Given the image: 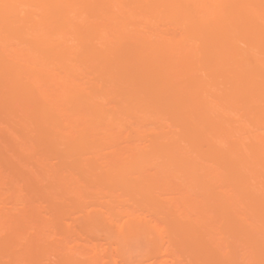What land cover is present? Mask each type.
<instances>
[{"label":"rangeland","instance_id":"obj_1","mask_svg":"<svg viewBox=\"0 0 264 264\" xmlns=\"http://www.w3.org/2000/svg\"><path fill=\"white\" fill-rule=\"evenodd\" d=\"M114 1L112 0V3L114 2L113 3L114 9L118 13L119 12L124 13L125 12L124 10L126 7V6H124L125 4H122V1H124V0H114ZM190 1H192V0H190ZM207 1L206 2L208 4H212L214 2V0H207ZM215 1L217 2L218 0H215ZM230 1H232V0H229V2ZM124 3H126V2H124ZM120 6L124 7L123 8L124 10H122V8ZM25 7H27V8H25ZM25 7L23 6V8L28 9L27 5H25ZM33 8H31V9H33ZM241 8L238 9L239 13L237 11H236L237 13L236 12L233 13L234 17L238 16V18H240L239 16L242 17L244 14H246V11L244 9V8H246V5L243 7L242 10H241ZM22 9H21V14L26 16L27 15L26 13H28V12H26L25 9L24 10H22ZM35 9L36 8H34V10ZM96 9L94 7L93 11H95ZM37 10L38 9H36V11ZM246 10H247V8H246ZM39 12L40 11L38 10V12H35V13L40 14ZM243 12H244V14H243ZM35 13H33V14H35ZM36 16L38 17V15H36ZM13 18H14L13 15H11L10 21H12ZM0 20H1V18H0ZM10 21H7V23ZM157 21L158 20L154 21L156 24L151 23L152 25L155 24V27H152V25L150 26V27H152V30L150 29V27H149V29H147V28L144 29V27H146L147 25L146 24L143 25V21H142V25L140 24L138 26V29L141 30V34L143 31L145 32V33L143 32V35L150 34V35H148L150 38H151L152 34H155V36H159L158 38H160V37L164 38L165 36H166L165 38H167L169 36L168 38L170 39L171 38L170 36H172L174 34V37L172 36V39L177 40L179 42V44H181V47L183 46L182 48H184V45L187 42L189 43V41H190V45H192V43H194L195 41H197V43L200 42V39L197 38L198 37V35H197V36H192L193 37L192 42H191V39L187 38L188 40H186V41L184 39V45H182V43H180V42H182L183 40L179 41V39H182V37L181 36L178 37L177 35L179 33H180V35L184 33L183 32V27H184L183 25H182L183 27H181L180 25L177 24L178 27L176 28L175 27V26H177L176 24L168 23V22L167 23L166 22H159V24H157ZM86 23L88 25V22L85 21L84 24H86ZM163 23H165V24L163 25ZM9 24L10 23H8L7 25H9ZM84 24H83V26H84ZM170 24H173V26ZM86 27L87 26H85L84 29H81V31L84 32ZM173 29H174V32H172ZM176 29H177V31H175ZM16 32H19V31H16ZM20 32H22V31H20ZM20 32L18 33V36L15 33L10 35L11 37L13 36V38H15V36H17V38H19L21 36L20 37V38H22L21 40H19L17 38H16V40H14L13 38H11L14 41H16V43L18 41L24 42L23 40H26L24 38L25 36L23 37L22 33H21L22 35H20ZM171 32L173 34H171ZM176 33H177V35H176L177 39L175 37ZM241 33L242 32L240 31L239 34H237V35H239L238 37H240V35H241V37L243 36V34H241ZM153 36L154 35H152L153 39L157 38V37H153ZM185 36H186V31H185L184 37ZM70 37H73V38L68 37L71 40V41L67 40L69 42V45L73 48L75 47V49L78 50V52H76V50H75L76 53H74V50L72 48L73 53L74 54L79 53V54L75 55L76 57L72 54L73 56H71V58H70L71 60H69V62H68V64H69L68 66L69 67L73 66L71 68H74V71H72L71 68H69L71 70V73L73 72L72 73L73 76H72L71 81L69 80L68 83H66L65 81L67 80V78H65L66 79L65 80L63 77H67V75L64 76V74H63L64 72L62 74L60 72H58L60 74L56 73L57 76L58 75L61 76L64 80L62 78H61L62 79L61 80L59 77H56V79H58V82L56 80L55 84L60 83V84L68 85L70 87L71 86L74 87V85H76L75 87H78V88L80 86V87H82V88H79L80 91L83 88L85 91L83 90L82 91L83 93L82 92H78V93H79L80 97H82V95H83L84 98H85L86 91L88 90V93L86 96L87 100L84 102V104L86 103L85 106L89 104L91 107H88V106H86V107H88V109L91 108L90 113L91 114L93 113L94 115H96L95 113H97L96 109L94 107H96L97 109L98 108L100 109L101 107L103 109L105 108L102 111L99 110V112H98L99 115L103 111L104 112L110 111V113H108V114H107V112H105L107 114V116L104 113V115L102 114V117L99 118V119H102L104 117L103 118L104 120H107V119L108 120L106 122L105 121L103 122V119L100 120L99 121L100 125H98V127L95 126L97 128H93L91 126V123H90L92 120H91V114L89 113V110L86 108L82 109V106H79V107L77 106V105H79L78 102L81 99H79V97L73 96L74 99H76V98L79 99V101L76 100L78 102H77L76 107H74L75 105L73 104V101L76 104L75 100L72 99L71 96L70 97L66 96V93H65V94H63L65 97H63V95H62L61 99H64V98L66 99V97H68L67 101L70 100V102L69 101L68 102L71 103V104L67 103L68 108H72V109L76 108L77 110L79 109L78 111L81 113V115L76 110H74V112L76 111L77 114L72 113L71 109H69L70 113H68L69 110H65L66 109L65 107H67V104L65 103L66 100H64V102L61 100V107H60V110H58L61 113L59 112V114L55 115L54 113H57L58 111L57 112L53 111L54 112L53 114L55 115L54 116L55 119L53 118V121H54L53 126H55V124L58 123V125H61V127L66 128V124L69 123V127H70V124L72 127L73 122L76 121L75 117H78L77 118L78 122H76L78 127L76 125L77 128L74 130H75V132H77L76 130L79 131L78 134H76L79 136L78 137L79 140L77 138L75 139V137L74 138L72 137L70 142L65 144L64 146H63V144L62 145L58 144L59 142L56 140L57 138L55 139L54 137L56 134H58V131H61L63 128L61 130H57V128L58 129H60V128L57 127V124H56V127L54 128V131H53L52 130L53 127L50 126L52 124H50V123L47 124L46 121L44 120V117H43L44 113L42 112L41 109H40V111H36L38 109L37 108L35 109V107H33V105L26 106V105H22L21 103H17L14 101H10V99H7L8 95L13 94V92H15L17 90V87L21 83L18 85L15 83L17 80L14 81L12 79L14 81V83H12V84L18 85V86H15V85H12L11 82L9 83V81H6L8 76H7V78L3 79V77H4V76L2 77L3 74L5 75V74L9 73V77H11V75H10L11 64H9L7 62L5 63V61H7L6 60L7 58L2 56L3 58H1V60H0V63L2 65V66L0 65V69H1L0 70V74H1L0 80L2 79L3 83H2V81L0 82V88L4 89L2 93L5 95H7L6 90L8 91V93H10L6 97H4L5 96L4 95L3 96L4 98L3 97L2 98L4 99V101L6 99L7 101H5V102L7 104L8 103L11 104V106H13L12 107L13 109H11V106L9 105L10 106L9 108L11 110L10 109L7 110L8 105L6 106L5 102L0 97V219H1L0 220V264H227V261L232 262V264H234V263L235 264H241L242 260L244 261V258L247 259V256L245 257V255L248 254V253L245 254L247 247H250V249L253 248L252 249L253 251L251 250L252 253L255 252V249L257 246L259 247V245H257V243H255L257 240L255 241V239L254 240L252 239L255 237H253V236L251 237V235H249L248 232H246L248 235L245 234V230L243 228L244 225H242V224H245L247 222L246 225H248L250 223L252 226H254L255 223H253V221L256 222L254 219H257L259 217L252 219L251 216H253L252 214H254L255 212H256V214H255L256 216L263 215V214H259V213H261L260 211H263V213H264V209H263L264 206L262 208V205H264V201L260 202V200H259L257 202L255 200L260 205L258 204L257 207L256 206L253 207L254 200H253V202H251V200H252V197L253 198H256V197H254V195H252V193H250L252 196H249V195H246V194H248L249 191H246V194L244 193L246 195L245 196L241 191V193L245 197L244 196L240 197L242 195H240L241 193L238 192V191H240V189L237 188V186H239V185H237L239 182H236L237 178H235L236 173L238 171V170H236L237 169L236 165H235L234 161H232L230 159V157L227 153V150H228L227 148H226L227 150H225L227 155H225L223 152H222L223 154H221L219 149H223V148H221V146L225 145V144L227 145V143L231 144V145L228 144L229 145V147L227 146L228 148H230L232 146H237V145L238 146L239 145L244 146V144H245L244 142H246V141H248V143L251 141L250 143H252V145H255V144H257L256 141L259 137L264 138V121L262 120L263 121L262 124H260V122L258 121L263 116L257 115V117H259V118H257L256 115L254 114L255 112H251L252 115L251 114L249 115L250 112L246 111L247 108L244 107V106H246V103L248 102L247 101L245 103V101L247 99L250 100V98L244 99L245 97H247V95L250 94L249 93L250 90L248 91V89L243 91V88L246 87L245 78L243 77L242 80L240 79V81L242 83L239 82V84H238L236 82H233V81H239L238 79L240 78V76L242 77L243 74L240 75L239 77H235L239 74L234 72V71H228L227 70V72H232L233 75L228 73V75H230V76H228V78L232 79V80L231 81L228 80L229 82L226 81L228 79V78H225L227 75V74H225L226 69H225V71L222 69L223 70L222 72H224L223 74L220 70L218 71V70L214 69L213 64L211 63L212 62L211 57H210V61H211L210 62V61H208V59H209L208 56H207L208 59L205 57L208 54L203 55L202 52L200 53L202 46H199L200 50L198 48L197 51L199 53L198 52L197 53L200 55L195 54L196 56H193L192 68H190L188 71L185 72L186 74L184 76H182L183 77L182 79H179L186 86L188 83H191V84H189V86L191 88L193 87V90L196 88L195 86L198 85L197 84L198 82L195 83L194 81H199L200 79H202L204 82L207 83L206 84L207 88H205V90L203 88L202 89L200 88V90L205 91L204 94L201 93V95H200L199 92H202V91L198 90L199 87H197L198 89H196V91L198 90V92L195 96L196 98L193 99V101H192L193 103L190 102V105L192 107V108H190V111L194 112V110H195V113L196 112L198 113V112H200L199 110L204 109L206 112L211 113L212 109H213L214 112L219 111L218 113H215L216 116H217V114H222L224 119L220 115L221 119H219V120H221V121H219V123L216 125V127L212 128L210 130L211 133H209V136H211L213 133L214 134H216V133L220 134L219 136L223 139V140L221 139L222 141H224L225 139L228 141V142L224 141L225 144H221L222 142H220V146H218V148L219 147L220 148L218 149L215 147L216 143L211 144V143H209V142H211V140L210 141L208 140V142L206 141V138H209V137L204 136V137H202L203 138V140H202L199 138L202 136L201 134L198 135L199 137L196 135L200 139L199 140L198 138H196L194 136L195 134L193 135L194 129H192V128H194V126L192 127L191 123H189V122L186 123L185 120L183 121V119H184L183 115H182V113H180V112H183L181 110V109H183V107L181 105L180 106L182 108L178 106L179 108H181L179 111V109H177L178 107L175 106L178 104L177 103L175 104L173 102V99L171 102L172 104L169 103L171 100L169 98L165 97V95L163 93H162L163 96L161 95V92L163 89L161 90V87L159 85H157L156 87H155L156 84L153 85V82L157 81V80L151 81V79H150L151 77L155 78L154 76H156V75H153V76L151 75L153 73V71L151 73H149V72L148 73L143 72L144 74L142 73V71H150V68L152 67L151 65H153V64H151L149 66V63H151L152 60L148 59L150 61L148 63V62H146L148 60L147 59L145 60V58H143L142 60L144 61V64H147V66H145L143 64V61L141 60L142 57L137 56L138 50L136 51L135 48H136V46L138 47V44L136 45L135 40H131L130 38L127 40H124V41L122 40L121 42L118 43V45L120 47L116 44L117 42L115 43L116 47L118 49H120L121 52L124 50L122 52L123 54L120 52L122 56H118L119 58L116 56L118 59L121 60V61H119L120 63H122V64H124V62L127 63L129 61L128 58L130 57L128 55H131L130 53H132L133 55H131L132 57H130L131 59L129 61V64L127 63L125 67H123L125 64L121 65L119 67L118 64H120V63L117 62L118 60H116L117 58L115 57V55H116L115 54L114 55L115 59L113 58V60L115 62L113 61L114 63L112 66V68H113L112 75L115 76L117 74V72H115V71H119V70H117V68L118 69L123 68L121 70L127 71L129 68L132 67V64L134 62L139 63L138 57H141L140 58L141 63H139V65L141 67H142V65H144V67L141 69V67H139L138 63H136V64L134 63V65H138V67L140 68L142 77H141V74L139 73L140 72L139 68L133 65V68L130 69V73H132L131 77H129L130 74L127 75V77H129V78H126V76L124 77L123 75L125 73L121 77V75H120L121 71L118 72L117 81L115 80L116 76L115 77L111 76L114 78L113 83L115 82L114 83L115 86L111 87L112 88L111 89L110 86L108 85V87H109L108 90L104 92V90L107 89V87H104V86H106L107 84H110V83H111V85H113L112 82L111 81H110V83L107 82L109 78H107L106 76L104 77L105 79H103V77L100 74H96V73L94 74V71L95 72H98V71L95 70L96 68L94 67V65L92 63L93 61L90 62L91 60H89V58L88 59L85 58L86 55L84 56V54H86V52L87 53L89 52V49L86 48L87 49V51H86L85 47H83L84 49L82 50V52L84 50L86 52L85 53L83 52V55H81L82 53L80 52V49H79V46H80L78 43L79 41H76L74 39V38H76V36L72 34V35H70ZM195 37H196V40H195ZM13 40H11V42ZM14 41L12 42L13 44H14ZM127 41H131L133 43V45H131L132 43H129ZM11 42L9 41V44ZM21 42L19 44H22ZM120 43H126L127 44V46L125 44L126 48L130 49V50H127L124 46H121L123 44L120 45ZM9 44H7V45H9ZM73 44L75 46H73ZM195 44L193 45V47H196L197 44L196 45ZM199 44H201V43H198V45ZM10 45H9V47H11ZM14 45H16V44H14ZM14 45H13V48L11 47V49H12L11 52L9 50V53H12V51H15V50H13L14 48L19 47V45H17V46H14ZM23 45H20V48H21V46H22V48H25V47H23ZM128 45H130L131 47L135 45L134 50L132 49L133 50L132 52H130L131 47L130 46L128 47ZM85 46H87V45H85ZM186 46L188 47V44L185 45V48H186ZM245 46H246V44H245ZM116 47H114L115 50H118V49H116ZM121 48H123V50H121ZM239 48H241V47H239ZM245 49H247V48H245ZM115 50H112L113 52H111V55H112V53H115ZM126 50L128 51V54L125 53V52H127ZM243 51H245V50H243ZM118 52H119V50H118ZM133 52H135V53H133ZM2 54H4V56H7V55H5V54H7V52L2 53ZM201 54L203 57L201 56ZM111 55H110V57H113V55L112 56ZM125 55L127 56L126 59L124 58ZM134 55H135V58L137 56V58H138V59L136 58L137 60L135 58L133 59ZM21 57H23V56H21ZM194 58L196 60H194ZM24 59L25 58H23V60ZM85 59H87V60H85ZM122 59H124L123 60L124 62L122 61ZM132 59L134 60L133 63H131ZM23 60L21 61V58H20L21 62H23ZM77 60H79V63L81 64V66L79 64H77V68H76V65L73 64V61L75 63L76 62L78 63ZM125 60H127V61H125ZM194 61H196V63H199L201 61L199 64L204 65V66L202 65L203 69L205 68V66L208 68V69H206L207 71L205 72V74H204V70L202 71V69H201L202 73H200L201 71L200 72L198 71V69L201 66H199V64L194 63ZM207 61L209 63H207ZM116 62L118 63L117 64L118 66L116 65ZM251 62H252V66L255 67L256 62L254 60L253 61L251 60ZM82 63L85 65L87 64V67L82 65ZM206 63L208 64V66L206 65ZM3 64H5V66H3ZM7 64H9L10 67ZM127 65H129V66L131 65V67H129ZM196 65H198L199 68H196L195 67ZM89 66L90 67L92 66L91 67L92 69ZM6 67L10 68V70L8 71V69H6ZM115 67H117V68H115ZM126 67H127V69H125ZM135 68H136V70H135ZM194 68H196V69H194ZM47 69L51 70V74H52L54 71H56L54 69H57L56 63L54 64V66L49 65V66L45 67L44 72L45 73L47 72V74H48V72H50V71H48ZM58 70L61 71L62 68L60 69V67H59ZM189 72H193V73L190 74ZM198 72L201 75L198 74ZM219 72H221V73H219ZM71 73H70V76H71ZM156 73H157V71L156 72L154 71V74H156ZM133 74H136V76L138 74H140L137 77V80L134 79L135 75L133 76ZM147 74L151 75L150 78L148 77ZM98 75H100L101 78ZM70 76H69V78H70ZM132 76H133V79H132ZM187 76H189V77H187ZM199 76H201V78ZM207 76L208 77L210 76V78H208ZM146 78H148V79H146ZM198 78H200V79H198ZM206 78L211 79L212 81L211 80L208 81ZM111 79L112 78H110L109 80H111ZM126 79H131V80L127 81ZM138 79L141 81V83ZM141 79H144V80L146 79L145 82H147V84L146 83L145 84L148 86V88L145 84H143L144 80H141ZM243 79H244V81H243ZM134 80L137 82L139 81L138 84L139 83L140 84L138 85L137 82H135ZM262 80H264V79H262ZM72 81L75 84L71 83ZM131 81H132L134 86L132 85ZM129 82H130V85H128V84L126 85V83H129ZM150 82H151V85H150ZM192 82H194L193 83L194 85L192 84ZM231 82L236 84L235 85L236 88L238 86V89H236V90H239V92L242 90L241 91V93H243L242 98L244 97L243 100H245V101H243L245 103L243 107H242L243 103H242V101H240L242 99L239 98L241 96V94L240 95H238L239 93L237 94L239 97L236 95V97L239 98V100H236L237 99L236 97L234 98L235 102H236V106H238V107L235 106L234 102H230V99L232 97L226 98V94L228 92H229V94L230 93L233 94V92H235L234 84L232 83L234 87L230 86ZM1 83L3 84V86H5L4 88L1 86L2 85ZM17 83H19V82H17ZM105 83H107V84H105ZM116 83H118L119 85ZM228 83H229V85H228ZM195 84H197V85H195ZM99 85L101 87L103 86L104 90H101L103 88L99 87ZM140 85H142V87H143L142 89H144L143 92L145 93V95L143 94V92H141V94H140V89H141ZM116 86L118 88H115ZM119 86H121V87H119ZM202 86H203V84H202ZM240 86H241V89H240ZM242 86H243V88H242ZM93 87H95V89H93ZM157 87L160 89L158 90ZM96 88L98 89V91H103L104 93L102 95L106 94V96H103V97H102V95L100 96L99 95L100 92L96 91ZM124 88H129L130 91L127 89V92L128 91L132 92L133 89H130V88H134L132 94L135 96H133V95H131V96H133V98L138 97V99L140 97H142L141 99L144 98V102L142 103V105L145 104L146 99H147V101H149V103L151 102L153 104V105H151V103L149 104V107L152 106L151 109H149V107L147 108L146 105H145V107L147 108V110L149 109L148 111H152V112H148L146 109H145L146 112H145V110L139 111V106H141V105H139V104H136V105L133 104L132 105V103L130 101L132 99V97H130V98L127 97V100H126L125 99L126 97L125 98L123 97V95H125V93H126V89H124ZM137 88H138L137 92H139V93L136 94L135 92H136ZM152 89H156V90L154 91ZM230 89H232V90H230ZM121 90L124 91V94H123V91L121 92ZM151 90L153 92H151ZM246 91H248V92H246ZM94 92L97 93V95H99V96H97L99 99L96 97V94ZM129 92L127 94H130ZM157 92H160V94ZM251 92H253V90ZM151 93L157 95L158 101H156V99L154 98V102H152L153 101V99H152L153 95ZM245 93L246 94L249 93V94H247L245 96L244 95ZM90 94H93L95 98H92L91 97L92 95L90 96ZM202 95L205 96L204 99L208 98V99H206V101H210L208 103L209 105L206 103L203 104L204 99H203ZM233 95H230V96H233ZM250 95H253V93H251ZM254 95L255 96L258 95V92L257 93L255 92ZM0 96H1V91H0ZM146 96H147V98H146ZM230 96H228V97H230ZM253 96H251V97H253ZM88 97H90L91 99H89ZM9 98H10V96H9ZM123 98L125 99V101H123ZM136 98H135V100H136ZM148 98H149V100H148ZM93 99H94V101H96V103H94ZM141 99H140V101H143ZM71 100H73V101H71ZM132 100H134V99H132ZM227 100H229V101H227ZM97 101H99L100 103ZM128 101L130 104H128ZM140 101H139V103H140ZM155 101H156V103H155ZM159 101L162 102V105H164V107L163 106L160 107L161 102H159ZM239 101L241 102L240 104H239ZM62 102H63V105L66 104L65 107H63ZM125 102L127 103L126 105H125ZM134 102L135 101H133V103ZM163 102H165V103H163ZM215 102H216V104H215ZM123 103H124V106H123ZM218 103H219V105H218ZM80 104H83V103H80ZM93 104H95V106H93ZM156 104H158V105H156ZM210 104H211L212 108H211ZM214 104H215V107L217 109L221 106L220 107L221 109L219 108L218 111H216L217 109H215ZM97 105H98V107H97ZM130 105L132 108H134V109L131 108L132 111H135V109H137L136 111H138V112L144 111L145 113L142 112L143 114H146L144 116V118H140L141 115L139 113V115L137 114V118L139 117L140 119L138 118L136 120V118H135L136 115H132L133 119L130 118V116L129 117L127 116V118H129L130 121L128 119H126L127 120L126 121L125 120L126 115H129L132 111H128V113H127L126 110H125L126 112L125 111L123 112V110L125 109L126 106H128V107H126L127 109L130 108ZM137 105H139V106H137ZM217 105H218V107H217ZM224 105L226 107L228 106L227 107L228 109ZM158 106L160 108H158V109L155 108ZM173 106H175V107H173ZM206 106H208L210 109ZM229 106H230V109H229ZM24 107H26V110H29V112H27ZM142 107L144 108V106H142ZM166 107L169 109V111ZM92 108H94V110ZM143 108H141V109H143ZM153 108H155L154 111L152 110ZM224 108H225V110H224ZM80 109H82V110H80ZM191 109H193V110H191ZM207 109L209 111H207ZM248 109H250V108H248ZM13 110H15V111H13ZM237 110H239V112ZM8 111H10L9 113H12V114H9ZM111 111H113V112L111 113ZM220 111H221V113H220ZM252 111H254V110H252ZM17 112L23 113V118H21V120H18V119H20L21 116L19 117L18 116L19 114ZM40 112H42L43 115H41ZM117 112H118V114H117ZM157 112H159V113H157ZM214 112H212V113H214ZM21 113H20V115H22ZM115 113L117 115H115ZM119 113L120 114H123V113L126 114V115H124V114L122 115V117L124 119L122 117H120L121 115L118 116ZM134 113H136V112H134ZM147 113H149L150 115L148 114V116H147ZM152 113H154V114H152ZM225 113H226V115H225ZM13 114L15 116H13ZM66 114H69V115H66ZM112 114L114 115V117ZM157 114H161V115H157ZM253 114L255 115V117L253 116ZM181 115H182L183 119L180 118ZM72 116H75V117L73 118ZM79 116H81L80 117L81 121H79ZM105 116L107 118H105ZM108 116H109V118H108ZM116 116H118L119 118ZM97 117H98V114H97ZM97 117L96 118L94 117L95 120L98 119ZM146 117H147V119L144 120ZM217 117L219 118V116H217ZM228 117H230V118L228 119ZM68 118H70V120ZM82 118L84 121L82 120ZM134 118L136 121H134ZM157 118H158V120H156ZM162 118H163V120H162ZM178 118H180L179 122H178ZM243 118H245V119H243ZM66 119H67V121H66ZM71 119L72 120L74 119L73 122L71 121ZM89 119L91 121H89ZM110 119H111V121H109ZM120 119H122V120H120ZM263 119H264V117H263ZM61 120H63V121H61ZM123 120H125L126 122ZM138 120L140 123L138 122ZM227 120H228V122H230L234 126L236 125L235 127L237 130L240 126H242L241 127L242 131H240L241 134L239 132H236L237 131L236 129H235L236 130L235 132L237 134H235V132L233 131L235 127L234 126L230 127L229 123L226 124ZM253 120H255V123L259 122V124L256 125ZM15 121H17V123H15ZM70 121L72 123H70ZM181 121H183V122H181ZM34 122L37 124H34ZM65 122H66V124H64ZM82 122H83V124H82ZM97 122H98V120H97ZM220 122H221V124H220ZM60 123H62V124H60ZM93 123H95V122H93ZM101 123H102V125H101ZM224 123L226 124L227 127L229 126V128L231 130L233 129L232 130L233 133H231V130L229 128H227L225 125H223ZM74 124H75V122H74ZM219 124H220V126H219ZM32 125L33 126L36 125V126H34L33 129H31ZM111 125H112V127H110ZM74 126L75 125H73V127ZM90 126L94 130L97 129V131H96L98 133L97 135H99L98 136L99 138L101 137L100 139L103 138L102 139L103 143L100 142V139H98V137L95 136L96 134L91 135V136H94L96 138H94V137L91 138L89 136V133L92 130ZM186 126H188V128ZM189 126L191 128H189ZM73 127L71 129H73ZM87 127H89V129H91V130L88 131ZM219 127H221V128H219ZM110 128H113L114 130L113 129L110 130ZM159 128L163 132L160 131ZM243 128H245V129H243ZM68 129H67V132L69 131L71 134L72 133L75 134L74 130H71V129L68 130ZM112 130L116 133V135H115V133L111 134ZM115 130H117L118 132H116ZM171 130H173L172 134L174 137L178 135V137L176 139H174V143L177 140H179L180 138H181V140H180L181 144H182V141H184V143H183L184 147L183 148L185 149V152L180 151V155L182 157H184V155L186 154L185 158L187 157V154H188V156H190L187 159H185V161H184L185 167L184 166L183 167L187 168V167L191 166L192 167L191 168L192 173H191L190 169L188 171H186L187 173L190 171L189 174H187L186 172L183 173V170H185V169H183L180 172V170L182 168L180 167V170H178L179 167L176 168L178 165V164L175 165V163H177L176 161H174L175 163L172 164L173 166L174 165L175 166L170 167L168 164H165L166 161L163 162L164 161V160H162L163 157L161 159L159 158L160 148H161V146H159V143L161 145V142H163L164 139L166 140V138H168V139L170 138V137H168V135L170 134L169 132H171ZM30 131H34V132H31V133H33V135L30 134ZM64 131H65L64 133H66L65 129H64ZM167 131L169 134L167 133ZM52 132L55 134H53ZM62 132H63V130H62ZM177 132H178V134H177ZM160 133L162 134V136H164V133L165 134L167 133L168 135L166 134L167 137L163 138V141H161V142L159 140V143H157V140L154 141V138L155 139H156V137H157V139H158V137L160 138L161 137ZM198 133H196V134H198ZM23 134L25 136H22ZM74 134H72V136H74ZM191 135H193L195 138ZM236 135H238V136H236ZM33 136L37 139H33ZM252 136H254V137H252ZM52 137H53V139H50ZM192 138H194V139H192ZM204 138H205V141H204ZM243 138L245 140L247 138L248 139L246 141L243 140V142H241L240 140ZM253 138H254V140L257 138L256 141H253ZM75 140H77V141H75ZM94 140H95V142H98L96 144V145H98V148H99L98 151H97V149H98L97 147L96 148H95V146L93 147V141ZM190 140H192V141L195 140V141L192 142ZM260 140L262 143H264L263 142L264 139L263 140L260 139ZM89 141H92V142L90 143ZM239 141H240V144H239ZM77 143H78V145H76ZM155 143H157V144H155ZM165 143L166 142L164 141L162 145L165 146L166 145ZM169 143H171V145L174 144V143H172V141L171 142L169 141ZM194 143H196V146L198 147V149H197V147H194L195 146ZM258 143H260V142H258ZM102 144H103V146H102ZM202 144H203V146H202ZM232 144H235V145H232ZM246 144H247V142H246ZM60 145H61V147H60ZM157 145L159 146V148L157 147ZM212 145H214V146H212ZM217 145H218V142H217ZM180 146H179V148L181 149ZM250 146L251 145L249 144L246 147L248 148ZM76 148H79V149H76ZM174 148H178L177 143H176V145H174ZM251 148H252V146H251ZM61 149L63 150L62 152H61ZM82 149L85 151L83 152ZM152 149L159 150V154H157L158 153V151H157L156 152L157 155L154 156L156 158L153 157L154 153H152L153 152V151H151ZM184 149H182V150H184ZM161 150H163V149L161 148ZM221 151H223V150H221ZM162 152H164V151H162ZM78 153H79V155H78ZM84 153H87V154H84ZM148 153L149 154L152 153V155L148 156ZM212 153L214 154V156L212 155ZM83 154H84V158H85V155H86V157H88V158H86V160H88V163H86V160L81 157V156H83ZM113 154H115V156H113ZM119 154L122 156V159L125 158L124 159L125 164H127V162H128V164H127L129 166L128 169H127V165H126V167H122L121 170H118L116 174L114 171H109L107 169L105 170L104 168H106V167L104 165L107 164V161L109 162V160L111 158L112 159L114 158L116 160L119 158L120 162H121L122 159L120 157H117V156H119ZM161 155L162 156L164 155V157H165V154H160V156ZM151 156H152V158H150ZM167 158H168V156H167ZM169 158L167 159L168 161L170 160ZM171 158H174V157L171 156ZM215 158H219V159H215ZM225 158L226 159L228 158V161ZM112 159H111V161L114 160V159L113 160ZM155 159H157L161 163L160 164L161 166L165 164V168L170 167V169L169 168L167 170H165V168L162 169L161 166H159V164H158L159 162L156 161ZM189 159H191V162ZM124 160L122 161V163L124 162ZM196 160H197L198 165L193 164V162L196 163ZM218 160H220V161H218ZM117 161H119V160H117ZM172 161L173 160L171 159V162ZM182 162H180L181 165H182ZM229 162H230V165H229ZM260 163H261V161H260ZM88 165L89 166L91 165V166L89 167ZM170 165H171V163H170ZM262 165H263V169H264V162L262 163ZM193 166H194V168H193ZM195 166L198 167L197 169L199 171L195 170L196 169ZM129 169H130V171H129ZM233 169L236 172H232ZM122 170H123V172H122ZM194 170H195V173L193 174ZM207 170H208V172L206 173ZM211 170H214V173ZM258 170H259V168H258ZM260 170L258 172H260ZM99 172H100V174H99ZM109 172H111V173H109ZM112 172H114V173L112 174ZM211 172H212V175H211L212 177L208 176L211 179H209V178L207 179L210 181L206 182V183H209L208 185H206L204 182V177H205L204 175H205V173H206V175L208 173L211 174ZM214 174H216V176ZM217 175H219V176H217ZM220 175L224 176V178L222 177V179H221ZM260 175H261L260 179L262 180L264 176L262 174H260ZM214 176L216 177V179L214 178ZM217 177H219V180H217L218 179ZM233 177L235 178V180L233 179ZM206 178H207V176H206ZM220 179H221V181H220ZM260 179H258L259 180L258 183H260ZM255 180L253 182H255ZM263 180L261 181V184L263 183ZM256 182H257V180H256ZM235 183H237V184L235 185ZM131 184H132V186H131ZM204 185L206 187L208 186V188H205L206 190L204 189ZM209 186L211 187L210 189H209ZM258 186L260 187L261 185H258ZM233 188H234V190H231ZM239 188H240V186H239ZM262 188L264 189V187H262ZM222 190H225L226 192H224ZM235 190H236V193L240 195L239 197L236 193H234ZM242 190L245 191L243 188H242ZM205 191L209 192V193L205 194ZM227 192L231 195L230 199L235 200V198H236L237 200L240 199L242 202L244 200H246L245 202H247V201L249 202V203H246L247 204L246 206H245V203H242V204H244L242 207V205L239 204L240 201L238 200L239 201L238 202L235 200L237 206L241 205V208L242 209L244 208V210L241 209L242 211L245 212V210H246L245 216H247V215L249 216V214H250L249 217L253 221H251V219L249 218V220L245 222V220H247V218H248V216H247V218L244 219L245 213H243V215H239L240 213L236 214V210L234 209L235 207L231 206L233 204V201L228 200V201H231L232 203H229L228 201H226V197L229 195L228 194L227 196H225V193H227ZM211 195H213V196H211ZM223 198L225 201L223 200ZM227 199H229V197ZM161 201L163 202V204ZM197 201L200 202V204H198ZM235 201H234V203H235ZM194 202H197V204H195ZM221 202H223V204ZM224 202H227L231 205H229L227 203L225 204ZM192 203H194L193 206H192ZM250 203H253V204L250 205ZM164 204H165V206H164ZM234 206H235V204H234ZM259 206H261V207H259ZM245 207L246 208L250 207V209L249 208L245 209ZM194 208H197V209L199 208V209L197 211V209H194ZM252 208H254V210ZM258 208H260V209H258ZM236 209H237V211L239 210L238 207H236ZM199 210H200V214H199ZM227 210L228 211L231 210L232 212L229 213ZM249 210L250 211L253 210V212L252 211L250 212ZM172 211L176 215L179 214L178 216H180V218H182V219L184 218V220H182V222L179 219L174 220L175 223L177 221V223H176L177 225L182 223L181 226L183 227V224L185 223L184 222L185 219L186 218L188 219V221L186 219L187 224L186 223L184 224V227L182 228V230L185 227L188 228V226H190V225L191 226L189 227L188 230L191 232H192L191 229L194 228L193 226H195V227L197 226L196 228L202 230V231L201 230L199 231L198 229H196V231L200 232V234H199V232H197L198 240L195 237H194V240H192L191 237H193V236H191V235H193V234H190V233L188 234L186 229H184L182 231L180 229V227L178 229H180V231H182V234L179 231L180 236H178V234L175 230L176 224L172 225V224H174V222L171 223L172 222L171 221L172 216L173 217L175 216V214L171 215ZM219 211H220V213H218ZM242 211H240V212L242 213ZM197 213H198V215H197ZM227 213H229V215ZM231 213H232V217L230 216ZM204 215H206V216L203 217ZM216 216L220 217L221 223H223L222 225L218 221H217V223H214L216 221L215 219L218 220V218H219V217L216 218ZM175 218H179V217L176 216V217H174V219ZM207 218H208V222L210 220V224H205L207 222L206 221ZM213 218H214V220H213ZM262 218H264V217H262ZM224 219H226V220H224ZM259 219L261 220L262 225L259 223H256V224H259L262 227L264 225V221L261 219V217ZM195 220H196L197 224H196ZM199 220H201V221H199ZM203 220H205V221H203ZM260 220L257 219V221H259V222H260ZM192 221H194L196 225L193 224L194 222H192ZM129 223H134L135 225L143 226V228L145 227V229L148 230V233L146 234L145 244H144L145 248L143 247L142 252H140V254H138V255L136 254L133 258H128V256H126V253L124 252L122 245L119 243V241H117L114 238L116 235L118 236V234L120 232H122L125 229V227H127V225H129ZM220 226H223V228ZM255 226H258V225H255ZM204 227L207 229L209 228V232H211L214 236H212L211 233H209V234H211V236H207L205 234L206 231H204V230H206V229ZM261 227L259 226L258 228L261 229ZM212 228H214V230ZM231 228H232V230H231ZM234 228L236 231L238 230V233L234 230ZM242 229L244 230V233L242 232L243 231ZM185 230H186V234L184 233ZM193 230H195V229H193ZM233 230L236 232V234H238V237L235 234V232H232ZM262 230H263V228H262ZM229 231H231V232L229 233ZM203 232H204V234H202V235H204V236L201 235V233H203ZM207 232H208V230H207ZM149 233H150V235H149ZM262 233H263V231H262ZM184 234H185V236H184ZM181 235H183V236H181ZM194 235H196V232ZM228 235H229V237H228ZM188 236L190 237V239H188ZM232 236L234 238L237 237L236 239L231 238L232 240H234V242L231 239L228 240V238H230ZM181 237L183 238V240L180 239ZM201 237H205L206 241H205V239L203 240V238H201ZM210 237H212V239H215V237L217 239H219L218 243L221 242V245L224 246L223 249L226 247H229V246H230L229 248H231V249L233 246V249H234V248H236L235 246H237L236 244H238L239 247H240V245H242V248H240V249L237 248L238 251L242 255H240L237 250H234L233 252L237 251L238 255H237V252H236V254L232 253V251H231V253L229 252L230 254L228 252H226V253H224L226 256L223 254L226 258L224 257L222 260L223 256H221V253L223 252V250L221 252L220 248H218V250H219L218 251L216 248L217 242H215L216 244H214L213 240ZM207 239H208V241H207ZM217 239H216V241H217ZM195 240L196 241H202V242L201 243L196 242ZM209 240L213 243V245L211 242L209 243ZM236 240H238V241H236ZM190 241H191V243H190ZM235 241H236V243H235ZM251 242L255 243V244L252 243L253 244L252 248H251V245L250 246L245 245V244H249V243L251 244ZM244 245H245V247H244ZM255 245H256V247H254ZM243 247L246 249H244ZM260 248L261 247H259V250H261ZM228 249H224V250H228ZM250 249H247V251L249 250V252H250ZM240 250L243 252L245 251V252L243 253ZM262 250H264V247L262 248ZM215 252H216V254H219V255H216ZM257 252H259V253L256 255L254 254L256 260L255 259H254V261L252 260L253 256L251 257V260H250V257L248 260H250L251 262H254L256 264H259V263L264 264V252L260 253V251L257 250L255 253H257ZM227 253L229 254L228 256H227ZM21 255H23V256H21ZM208 255H209V257H207ZM218 256H219V258H218ZM237 256L241 258L240 263H239V259H237ZM250 256H251V254H250ZM256 256H258V259L256 258ZM229 258H231V259L233 258L232 260L237 259V261H235V262L230 261ZM258 260H259V262H258ZM255 261H257L258 263ZM248 263H249V261L247 262V264ZM254 263H252V264H254ZM242 264H243V262H242Z\"/></svg>","mask_w":264,"mask_h":264},{"label":"bare ground","instance_id":"obj_2","mask_svg":"<svg viewBox=\"0 0 264 264\" xmlns=\"http://www.w3.org/2000/svg\"><path fill=\"white\" fill-rule=\"evenodd\" d=\"M114 1V0H113ZM207 1V0H206ZM205 0H192V1H190V0H124V1H122V4H125L124 6H126L125 7V10L123 9L124 7H122V6H120L121 8H122V10H124L123 12L124 13H118L115 9H114V7H113V3L115 2H113L112 3V0H0V18H1V20H0V60H1V58H3V57H5V58H7L6 60L7 61H5V63L7 62V63H9V64H11V71H10V75H11V77H9V73H7V74H3L2 75V77H3V79H5V78H7V76H8V78H7V80L6 81H9V83L11 82V84L12 83H14V81L15 80H17L15 83L16 84H20L19 86L18 85H15V84H12V85H15V86H18L17 87V90L15 91V92H13V94H11V95H8V94H10V93H8V91L6 90V94L8 95V97H7V99H10V101H14V102H17V103H21L22 105H26V106H28V105H33V107H35V109L37 108L38 110H36V111H40V109L42 110V112L44 113V120L46 121V123L48 124V123H50V124H52V125H50L51 127H53V131H54V128L56 127V124H57V127H59L60 129H58L57 128V130H61L63 127H61V125H58V123H56L55 124V126H53L54 125V121H53V118H54V116L56 115V114H59V112L60 111H58V110H60V107H61V100L64 102V100H66L67 101V98L68 97H66V99L64 98V99H61V97H62V95L63 94H65L66 93V96H71L72 97V99H74V97L73 96H76V97H79V99H81L80 101H79V99H74L75 100V102H76V104L74 103V101L73 100H71V101H73V104L75 105H73L74 107H76V105H77V102H78V104L79 105H77L78 107L79 106H82V109H84V108H86V109H88V107H91L89 104L88 105H86V106H88V107H86L85 106V104H84V102L87 100V93H88V90L86 91V94H85V98L83 97V95H82V97H80V95H79V93L78 92H82L83 90H84V88L80 91V89L79 88H82V87H80L79 86V88L78 87H75L76 85H74V87L73 86H68V85H65V84H60V83H58V84H55V81L57 80V82H58V79H56V77H59L60 79L62 78L61 76H57V74L56 73H58V72H60L61 74L63 73L64 74V76H66L67 75V77H63L64 79L65 78H67V80L65 81L66 83H68V81L70 80L71 81V79H72V73H71V70L72 71H74V68H71V67H73V66H71V67H69L68 65V62H69V60H71L70 58H71V56H75V55H77V54H79V53H77V54H74V53H76V52H78V50H76L75 49V47L73 48V47H71L70 45H69V42L67 41V40H69V41H71L69 38H73V37H70V35H75L76 36V38H74L76 41H79L78 43H79V49H80V52L82 53L81 55H83V52L85 53L86 51H87V49H89V52L87 53L86 52V54H84V56H85V58H89V60H91L90 62H92L93 63V65H94V67L96 68H94L95 70H97L98 72H95L94 71V74L96 73V74H100L102 77H103V79H105L104 77L106 76L107 78H112L111 80H109L108 79V81L107 82H109L110 83V81L112 82V84L113 85H111V83L110 84H107V83H105V84H107L106 86H104V87H107V89L106 90H104V88H103V86L101 87L100 85H99V87H101V88H103V89H101V90H104V92L105 91H107L108 90V85L110 86V88L111 87H113V86H115L114 85V83H113V77H111V76H114V75H112V73H113V68H112V66H113V63L115 62L114 60H113V58L115 59V57L117 56H122L121 55V53L124 51L123 50V48L125 47L126 48V46H127V44L126 43H120V45L121 44H123V45H121V46H124L123 48H121V50H123L122 52L120 51V49H118L117 47H116V44L118 45V43L119 42H121L122 40L124 41V40H127V39H131V40H135L136 42V45L138 44V47L136 46V51H137V53H138V55L137 56H141V57H138L139 58V63H141L140 61L143 59V58H145V60L147 59H150V60H152L151 61V63H149L150 61L148 60V61H146V62H148L149 63V66L151 65V64H153V65H151L152 67L150 68V71H142V73L143 72H149V73H151L152 71H153V73L151 74L152 76L153 75H156V76H154L155 78H150V76L151 75H148V77L151 79V81H154V80H157L156 82L154 81L153 82V85L154 84H156L155 85V87L157 86V85H159L160 87H161V90H162V92H161V95H162V93L165 95V97H167V98H169L171 101L169 102V103H171L172 102V99H173V102L176 104H178V105H175L176 107H183V109H181V108H177V109H179V111H180V109L183 111V112H180V113H182V115H183V118H182V115H181V117L180 118H182L183 119V121L185 120L186 121V123L187 122H189V123H191L192 124V127L194 126V128H192V129H194L193 131H194V133H193V135L196 137V138H198L199 136V134H201L202 136L201 137H199L200 139H202L203 140V138L202 137H204V136H206V137H209V138H206V141L208 142V140L210 141L211 140V142H209V143H211V144H215L216 146V148H218V146H220V142H222L221 144H225L224 143V141H226V142H228L226 139L224 140V141H222L223 139L219 136L220 134H217L216 132V134H212L211 136H209V133H211L210 132V130L212 129V128H214V127H216V125L219 123V121H221V120H219V119H221V116H222V114H217V116H219V118L216 116V114L215 113H218L219 111H218V109L221 107H219L218 109L215 107V104H216V102H215V104H214V107H215V109H217L216 111H218V112H214L213 111V109H212V112H214V113H209V112H206L204 109H202V110H199L200 112H196L195 113V110H194V112H191L190 111V108H192L191 107V105H190V102L191 103H193L192 101H193V99H195L196 97V94H197V92H198V90H200V88L202 89H204L205 90V88H207V86H206V82H204L202 79H200L201 78V76H199L200 78H198V79H200L199 81H194L195 83H197V84H195V85H197V86H195L196 88L193 90V87L191 88L190 86H189V84H191V83H188L187 84V86L182 82V81H180L179 79H182L183 77L182 76H184L186 73V71H188L190 68H192V58H193V56H196V55H200V54H198L199 52L197 51L198 50V48H199V46H202L201 48V50H200V48H199V50H200V53L202 52L203 53V55H206V54H208V55H206L205 57L207 58V56H208V61H210V57H211V59H212V64H213V67H214V69H216V70H220L221 72L224 70L225 71V69H226V72H225V74H227L226 75V77L225 78H228V76H230V75H228V73L229 74H232V72H227V70L228 71H234V72H236V73H238L239 75H237V76H235V77H239L240 75H242L243 74V76L241 77L240 76V78L238 79L239 81H233V82H236V83H238L239 84V82H241L240 81V79L242 80V78L244 77L245 78V81H246V87H244L243 88V86H242V88H243V91H245V90H247L248 89V91H249V93L251 94V93H253V95L255 94V92L257 93L258 92V95H250L249 93H247V94H249V95H247L246 93L244 94L245 96L247 95V97H243L244 99H247V98H250V100H243V98H242V96H243V93H241V91L239 92V90H236V89H238V86H237V88H236V84H234L233 82H231L230 83V86H232V87H234L235 88V92H233V94H229V92L226 94V98H231L230 99V102H234L235 103V106H236V102H235V97H236V95L238 94V95H240L241 94V96L239 97L238 95V97L239 98H241L242 100H240V101H242V107L244 106V104L246 103V106H244V107H246L247 109H246V111H248V112H250L249 113V115L251 114L252 115V113L251 112H255L254 114L256 115V117H257V115H261V116H263L264 117V80H262V79H264V0H232V1H230L229 2V0H218L217 2L214 0V2L212 3V4H208L207 2H206ZM124 2H126V3H124ZM206 2V3H205ZM212 2V1H211ZM210 2V3H211ZM121 4V5H122ZM25 5H27L28 6V9H25V8H27V7H25ZM246 5V8H247V10H246V8H244L245 9V11H246V14H244V12H243V16L241 17V16H239L240 18H238V16L237 17H234L233 16V13H235L236 11L239 13V10L238 9H240L241 7V10L243 9V7ZM23 6L25 7V8H23ZM30 6V7H29ZM36 8V9H38L40 12V14H38V13H35V12H38V10L36 11V9L34 10V8ZM95 7V11H93V8ZM23 8V9H22ZM31 8H33V9H31ZM21 9L22 10H24L25 9V11L26 12H28V13H26L27 15L26 16H24V15H22L21 14ZM32 11H31V10ZM244 11V10H243ZM236 12V13H237ZM24 13V14H25ZM33 13H35L36 15H38V17L35 15V14H33ZM241 13V12H240ZM21 14V15H20ZM11 15H13V19H12V21H10L11 19H10V16ZM239 15V14H238ZM242 15V14H241ZM156 20H158L157 21V24H159V22H168V23H173V24H178V25H180L181 27H183V34H181L180 35V33L177 35V33L175 34V37H176V35L179 37V36H181L182 37V39H179V41H182V42H180V43H182V45H184V39H185V41L186 40H188V39H191V42H192V36H197L198 35V39H200V42H198V43H201V44H199L198 45V43H197V41H195L196 40V37H195V42L194 43H192V45H190V41H189V43L187 42H185L186 44H188V47L186 46V48H185V45H184V48H182L181 47V44H179V42L177 41V40H175V39H172V36L174 37V34L172 33V32H174V29H173V31L171 32V34H173L172 36H170L171 38L169 39L168 37L167 38H158L159 36H155V34H152V35H154L153 37H157V38H152V35H151V38L148 36V35H150V34H145V35H143V32H142V34H141V30H139L138 29V26L141 24L142 25V21H143V25L144 24H146L145 26L146 27H144V29L145 28H147V29H149V27L153 24V23H155L154 21H156ZM2 21V22H1ZM7 21H10V22H8V23H10L9 25H7L8 23H7ZM85 21L86 22H88V25H87V23L86 24H84L85 23ZM152 23V24H151ZM83 24H84V26H83ZM156 24V23H155ZM155 24L154 25H152V27H155ZM161 24V23H160ZM165 23H163V25H164ZM173 24H170V25H172L173 26ZM83 27H82V26ZM149 25V26H148ZM168 25V24H167ZM169 25V26H170ZM178 25L177 26H175L176 28L178 27ZM183 25V26H182ZM85 26H87L86 27V29L84 30V32L83 31H81V29H84V27ZM152 27H150V29L152 30ZM185 29V30H184ZM155 30V29H154ZM14 31V32H13ZM16 31H22V32H20V35H22L23 34V37L26 39V40H23L24 42H21L22 44H19L20 42L18 41L17 43H16V41H14V40H16V38H17V36H18V33L19 32H16ZM175 31H177V29L175 30ZM185 31H186V36L184 37V35H185ZM242 32L241 34H243V36L241 37V35H240V37H238L239 35H237V34H239V32ZM12 32V33H11ZM16 32V33H15ZM155 32V31H154ZM238 32V33H237ZM11 33V34H10ZM13 33H15L17 36H15V38H13V36L11 37L10 35H12ZM22 33V34H21ZM145 33V32H144ZM156 33V32H155ZM237 33V34H236ZM183 35V36H182ZM189 35V36H188ZM21 37V36H20ZM17 38V39H19V40H21L22 38ZM69 37V38H68ZM200 37V38H199ZM11 38H13V39H11ZM188 38V39H187ZM243 38V39H242ZM176 39H177V37H176ZM11 40H13L14 41V44H16V45H14L12 42H11ZM9 41L11 42L10 44H9ZM202 41V42H201ZM68 42V43H67ZM117 42V43H116ZM126 42V41H125ZM127 42H129V43H132L131 41H127ZM242 42V43H241ZM245 42V43H244ZM77 43V44H78ZM116 43V44H115ZM134 43V44H135ZM197 45H196V44ZM242 45H241V44ZM7 44H9L12 48H13V45L14 46H17V45H19V47L18 48H14L13 50H15V51H12V53H9V50H10V52H11V47H9V45H7ZM13 44V45H12ZM24 44V45H23ZM125 44H126V46H125ZM196 45V47H193V45ZM245 44H246V46H245ZM20 45H23V47H25V48H22V46H21V48H20ZM85 45H87V46H85ZM90 47H89V46ZM131 45H133V43L131 44ZM190 45V46H189ZM244 45V46H243ZM73 46H75L74 44H73ZM119 46V45H118ZM130 45H128V47H129ZM135 46V45H134ZM134 46H130L131 47V51L130 52H132L133 50H134ZM241 47L243 50H245V51H243L241 48H239V47ZM9 47V48H8ZM83 47H85V50L82 52V50L84 49ZM114 47H116V49H118L119 50V52H118V50H115V48ZM120 47V46H119ZM8 50H7V49ZM72 48H73V50H74V53H73V50H72ZM82 48V49H81ZM87 48V49H86ZM124 48V49H125ZM138 48V49H137ZM194 48V49H193ZM196 48V49H195ZM245 48H247V49H245ZM21 49V50H20ZM23 49V50H22ZM127 49V48H126ZM133 49V50H132ZM20 50V51H19ZM75 50H76V52H75ZM112 50H115V53H112V55H113V57H110V55H111V52H113ZM127 50H130V49H127ZM126 50V51H127ZM5 52H7V54H5V55H7V56H4V54H2V53H5ZM121 52V53H120ZM198 52V53H197ZM125 53H127L128 54V51L127 52H125ZM124 53V54H125ZM133 53H135V52H133ZM205 53V54H204ZM73 54V55H72ZM116 54V55H115ZM119 54V55H118ZM123 54V53H122ZM126 54V55H127ZM131 55H133L132 53H130ZM196 54V55H195ZM88 55V56H87ZM111 55V56H112ZM114 55H115V57H114ZM125 55V59H126V56ZM131 55H128V56H130V57H132ZM210 55V56H209ZM3 56V57H2ZM21 56H23V57H21ZM80 56V55H79ZM137 56H136V58H137ZM201 56H202V54H201ZM76 57V56H75ZM116 57V58H117ZM128 58L129 59V61H130V59L131 58ZM199 57V56H198ZM203 57V56H202ZM20 58H21V61L23 60V58H25L24 60H23V62H21L20 61ZM74 58V57H73ZM112 58V59H111ZM119 58V57H118ZM116 59V60H118L117 62L118 63H120L119 61H121L120 59ZM135 58V55H134V57H133V59ZM135 58V59H136ZM137 58V59H138ZM140 58H141V60H140ZM87 59H85V60H87ZM131 60L132 62L131 63H133V61L134 60ZM136 59V60H137ZM88 60V61H89ZM124 59H122V61H123ZM194 60H196L195 58H194ZM251 60L253 61H255L256 62V64H255V67H253L252 66V62H251ZM3 61V60H2ZM9 61V62H8ZM25 61V62H24ZM78 61V63L76 62H74L73 61V64L74 65H76V68H77V64H79L80 66H81V64L79 63V60H77ZM81 61V60H80ZM114 61V62H113ZM125 61H127V60H125ZM129 61L127 62L128 64H129ZM143 61V60H142ZM207 61V63H209ZM22 64H21V63ZM56 63V65H57V69H54V70H56V71H54L53 73L56 75H54L53 73L51 74V70H48V71H50V72H48V74H47V72L45 73L44 72V70H45V67L46 66H49V65H53L54 66V64ZM83 62V61H82ZM116 62V65L118 64ZM124 62V61H123ZM199 62V61H198ZM201 62V61H200ZM199 62V63H200ZM3 63V62H2ZM54 63V64H53ZM126 62H124V64H122V63H120V64H118L119 65V67L121 66V65H124L123 67H125L126 66V64H127ZM135 64L136 63H138V62H134ZM134 63L132 64V67H131V65L129 66V65H127V66H129V67H131V68H133V65H134ZM139 63H138V65H139ZM194 63H196V61H194ZM199 63H196V64H199ZM206 63V65L208 66V64ZM9 64H7L8 66H9ZM72 64V65H73ZM143 64H144V61H143ZM0 65H1V63H0ZM6 65V66H7ZM82 65H84V66H86L87 67V64L85 65V64H83L82 63ZM115 65V66H116ZM117 65V66H118ZM138 65H134V66H136V67H138ZM145 66H147V64H144ZM144 65H142V67L139 65V67H141V69L144 67ZM203 65V64H202ZM202 65H200L199 64V66H201L200 68H199V66L198 65H196L195 67L196 68H199L198 69V71L200 72L201 71V69H202V71L204 70V74H205V72L207 71L206 69H208L206 66H205V68L203 69V66ZM2 66V65H1ZM3 66H5V64H3ZM198 66V67H197ZM10 67V66H9ZM60 67V69L62 68V72L61 71H59L58 70V68ZM75 67V66H74ZM83 67V66H82ZM90 67V66H89ZM92 67V66H91ZM90 67V68H91ZM138 67V68H139ZM69 68H71V70L69 69ZM115 68H117V67H115ZM131 68H129L127 71L126 70H121V69H123V68H117V70H119V71H115V72H117V74H118V72H120L121 71V77H122V75L125 77L126 76V78H129V77H131V75H132V73H130V69ZM147 68V67H146ZM196 68H194V69H196ZM6 69H8V71L10 70V68H8V67H6ZM92 69V68H91ZM93 69V70H94ZM125 69H127V67L125 68ZM149 69V68H148ZM193 69V70H194ZM223 69V70H222ZM1 70V69H0ZM5 70V69H4ZM46 70V71H47ZM115 70V69H114ZM135 70H136V68H135ZM138 70V69H137ZM192 70V71H193ZM7 71V72H8ZM53 71V70H52ZM139 71H140V68H139ZM154 71L156 72L157 71V73L156 74H154ZM197 71V70H196ZM202 71L200 72V73H202ZM5 72V71H4ZM71 73V76H70V73ZM100 72V73H99ZM123 72V73H122ZM198 72V74H200ZM217 72V71H216ZM221 72H219V73H221ZM60 73H58V74H60ZM92 73V72H91ZM140 74H141V71L139 72ZM190 74L191 73H193V72H189ZM188 73V74H189ZM224 72H222V74H223ZM51 74V75H50ZM116 74V73H115ZM117 74L115 75L116 76V78H115V80L117 81ZM128 74H130V76L129 77H127V75ZM140 74H138L137 76H136V74H133V76L135 75V78L134 79H136L137 80V77L140 75ZM144 74V73H143ZM100 75H98L99 77H100ZM104 75V76H103ZM195 75V74H194ZM193 75V76H194ZM201 75V74H200ZM208 75V74H207ZM233 75V74H232ZM0 76H1V74H0ZM69 76H70V78H69ZM114 76V77H115ZM133 76H132V79H133ZM96 77V76H95ZM141 77H142V74H141ZM146 77V76H145ZM187 77H189V76H187ZM208 77V76H207ZM213 77V76H212ZM62 78V79H63ZM101 78V77H100ZM208 78H210V76L208 77ZM208 78H206L208 81L209 80H211V79H208ZM217 78V77H216ZM14 81H13V80ZM59 79V80H60ZM61 79V80H62ZM63 79V80H64ZM102 79V80H103ZM146 79H148V78H146ZM145 79V80H146ZM188 79V78H187ZM186 79V80H187ZM213 79V78H212ZM114 80V81H115ZM127 81H129V80H131V79H126ZM139 80V79H138ZM141 80H144V79H141ZM145 80L143 81L144 83L143 84H147V82H145ZM179 80V81H178ZM197 80V79H196ZM214 80V79H213ZM216 80V79H215ZM226 80V79H225ZM231 81L232 79H227L226 81ZM2 81V83H3V80L1 79L0 80V82ZM104 81V80H103ZM122 81V80H121ZM135 81V80H134ZM140 81V80H139ZM138 81V82H139ZM184 81V80H183ZM188 81V80H187ZM186 81V82H187ZM212 81V80H211ZM210 81V82H211ZM228 81V82H229ZM243 81H244V79H243ZM17 82H19V83H17ZM124 82V81H123ZM135 82H137V81H135ZM134 82V83H135ZM138 82H137V84H138ZM185 82V83H186ZM190 82V81H189ZM194 82H192V84L194 83ZM201 82V83H200ZM1 83V84H2ZM71 83H73V84H75L73 81L71 82ZM120 83V82H119ZM131 83H132V81H131ZM140 83H141V81H140ZM139 83V84H140ZM200 83V84H199ZM234 84V86H233V84ZM242 83V82H241ZM97 84V83H96ZM103 84V83H102ZM116 84H118V83H116ZM130 85V82L129 83H126V85ZM138 84V85H139ZM145 84V85H146ZM202 84H203V86H202ZM213 84V83H212ZM232 84V85H231ZM119 85V84H118ZM132 85H133V83H132ZM149 85V84H148ZM150 85H151V82H150ZM194 85V84H193ZM192 85V86H193ZM228 85H229V83H228ZM243 85V84H242ZM3 88L5 87V86H3V84L1 85ZM14 86V87H15ZM98 86V85H97ZM134 86V85H133ZM136 86V85H135ZM141 86V89H140V94H141V92H143L144 91V89H142L143 87H142V85H140ZM147 86V85H146ZM189 86V87H188ZM202 86V87H201ZM214 86V85H213ZM96 87V86H95ZM95 87H93V89H95ZM119 87H121V86H119ZM126 87V86H125ZM130 87V86H129ZM132 87V86H131ZM153 87V86H152ZM197 87H199V89L197 88ZM74 88V89H73ZM98 88V87H97ZM96 88V91H98V89ZM115 88H118L117 86L115 87ZM135 88V87H134ZM134 88H130V89H133L134 90ZM147 88H148V86H147ZM150 88V87H149ZM158 88V87H157ZM229 88V87H228ZM233 88V89H234ZM6 89V88H5ZM76 89V90H75ZM112 89V88H111ZM124 89H126V93H125V95H123V97L127 100V97H132V99H134V100H130L131 101V103H132V105L134 104V105H136V104H139V105H141V106H139V105H137V106H139V111H141V110H147V108L149 107V104L151 103H149V101H147V99H146V102H145V104L144 105H142V103L144 102V98L143 99H141L142 97H140L139 99H138V97L136 98V97H134L133 98V96H135V95H133L132 94V92H133V90H132V92H129L130 90H129V88H124ZM123 89V90H124ZM127 89L129 90L128 92L130 93V94H127L128 92H127ZM160 88H158V90H159ZM196 89H198L197 91H196ZM209 89V88H208ZM240 89H241V86H240ZM3 90L4 89H1L0 88V91H1V98L5 95V94H3L2 92H3ZM92 90V89H91ZM117 90V89H116ZM123 90H121V92L123 91ZM137 90H138V88L136 89V94L137 93H139V92H137ZM147 90V89H146ZM145 90V91H146ZM152 90H156V89H152ZM151 90V92H153ZM228 90V89H227ZM230 90H232V89H230ZM253 90V92H251ZM85 91V90H84ZM90 91V90H89ZM95 91V90H94ZM150 91V90H149ZM148 91V92H149ZM200 91H202V92H199L200 93V95H201V93L202 94H204V92L205 91H203V90H200ZM237 91V92H236ZM248 91H246V92H248ZM255 91V92H254ZM93 92V91H92ZM98 92H100L99 93V95L101 96L104 92L103 91H98ZM113 92V91H112ZM111 92V93H112ZM83 93V92H82ZM95 93V92H94ZM114 93V92H113ZM155 93V92H154ZM157 93H159L160 94V92H157ZM3 94V95H2ZM69 94V95H68ZM81 94V93H80ZM96 94V97L97 96H99V95H97V93H95ZM108 94V93H107ZM123 94H124V91H123ZM143 94L145 95V93L143 92ZM152 95H153V97H152V99H153V101L152 102H154V98L156 99V101H158L157 99H158V97H157V95H155V94H153V93H151ZM217 94V93H216ZM229 94V95H228ZM7 95H5L4 97H6ZM92 95V96H91ZM117 95V94H116ZM131 95H133V96H131ZM143 95V96H144ZM156 97H155V96ZM167 95V96H166ZM230 95H233V96H230ZM9 96H10V98H9ZM90 96L92 97V98H95L94 97V95L93 94H90ZM103 96H106V94H104V95H102V97ZM138 96V95H137ZM140 96V95H139ZM163 96V95H162ZM203 96V99H204V95H202ZM201 96V97H202ZM228 96H230V97H228ZM251 96H253V97H251ZM259 96V97H258ZM3 97V98H4ZM63 97H65L64 95H63ZM145 97V96H144ZM151 97V96H150ZM149 97V98H150ZM256 97V98H255ZM2 98V99H3ZM89 99H91L90 97H88ZM98 98V97H97ZM96 98V99H97ZM123 98V101H125V99ZM135 98H136V100H135ZM146 98H147V96H146ZM149 98H148V100H149ZM162 98V97H161ZM237 98V97H236ZM239 98H237L236 100H239ZM71 99V98H70ZM99 99V98H98ZM97 99V100H98ZM140 99L141 100H143V101H140ZM151 99V100H152ZM206 99H208V98H205L204 99V103L203 104H208L210 101H206ZM76 100H78V101H76ZM234 100V101H233ZM3 101H4V99H3ZM5 101H7L6 99H5ZM4 101V102H5ZM65 101V103L67 104H71V103H69L70 102V100H68L67 102ZM93 101H94V99H93ZM133 101H135L134 103H133ZM138 101V102H137ZM139 101H140V103H139ZM156 101H155V103H156ZM163 101V100H162ZM227 101H229V100H227ZM226 101V102H227ZM239 101V104L241 103ZM243 101H245V103L243 102ZM32 104H31V103ZM63 102H62V105H63ZM97 102H99V101H97ZM159 102H161V101H159ZM158 102V103H159ZM219 102V101H218ZM80 103H83V104H80ZM94 103H96V101H94ZM100 103V102H99ZM163 103H165V102H163ZM168 103V104H169ZM173 103V104H174ZM5 104H6V106H7V110H9L10 108V106H11V104H7L6 102H5ZM65 104V105H66ZM68 104H67V107H65V105H63V107H65L64 109L65 110H69V109H71L72 111V113H76L77 114V112H79L76 108H74V109H72V108H68ZM91 104V103H90ZM127 103L125 102V105H126ZM128 104H130L129 103V101H128ZM167 104V105H168ZM172 104V103H171ZM170 104V105H171ZM10 105V106H9ZM71 105V106H72ZM145 105H146V107H145ZM148 105V106H147ZM151 105H153L152 103H151ZM156 105H158V104H156ZM155 105V106H156ZM181 105V106H180ZM209 105V104H208ZM218 105H219V103H218ZM218 105H217V107H218ZM221 105V104H220ZM226 105V104H225ZM224 105V106H225ZM231 105V104H230ZM41 108H40V107ZM84 106V107H83ZM93 106H95V104H93ZM92 106V107H93ZM123 106H124V103H123ZM129 106V105H128ZM128 106H126V107H128ZM136 106V107H137ZM142 106H144V108L142 107ZM164 107V105H162V102H161V105H160V107ZM175 106H173V107H175ZM194 106V105H193ZM210 106H211V104H210ZM223 106V107H224ZM234 106V107H235ZM248 106V107H247ZM13 106H11V109H13L12 108ZM97 107H98V105H97ZM125 107V109L123 110V112L126 110L127 111V113H128V111H132V109H134V108H132L131 107V105H130V108H126ZM154 107V106H153ZM159 106L158 107H155V108H160ZM170 107V106H169ZM172 107V106H171ZM186 107V108H185ZM206 107H208V106H206ZM226 107V106H225ZM228 107V106H227ZM226 107V108H227ZM236 107H238V106H236ZM25 108V110H26V107H24ZM44 110H43V109ZM81 108V107H80ZM95 109H96V112L97 113H95L96 115H94L93 113V115L90 113L91 111V108L90 109H88L89 110V113L91 114V120L93 121V122H95V123H93L90 119H89V121H91L90 123H91V126L93 127V128H97L98 127V125H100V120H102V119H99L100 117H102V114L104 115V113L105 112H107V111H103L100 115H99V110L100 111H102V110H104L102 107V109L100 108H96V107H94ZM94 108H92L93 110H94ZM132 108V109H131ZM141 108H143V109H141ZM152 108V106L151 107H149V109H151ZM155 108H153L152 110L154 111L155 110ZM167 108V107H166ZM209 108V107H208ZM211 108H212V106H211ZM233 108V107H232ZM248 108H250V109H248ZM10 109V110H11ZM33 109V108H32ZM63 109V108H62ZM82 109H80V110H82ZM131 109V110H130ZM148 109V110H149ZM156 109V110H157ZM168 109V108H167ZM196 109V108H195ZM210 109V108H209ZM214 109V110H215ZM221 109V108H220ZM228 109V108H227ZM229 109H230V106H229ZM24 110V109H23ZM74 110H76L75 112H74ZM98 110V111H97ZM137 109H135V111H132L129 115H126V114H124V115H126V118H125V120L126 119H128L129 121H130V119L129 118H127V116L129 117L130 116V118H132V115H136V120L139 118H137V114L139 115V113H140V118H144V116L146 115V114H143L142 112H144V111H142V112H138V111H136ZM146 110H145V112H146ZM147 110V111H148ZM161 110V109H160ZM172 110V109H171ZM174 110V109H173ZM191 110H193V109H191ZM198 110V109H197ZM224 110H225V108H224ZM235 110V109H234ZM252 110H254V111H252ZM13 111H15V110H13ZM12 111V112H13ZM27 112H29V110H26ZM53 111H55V112H57V113H54ZM125 111V112H126ZM162 111V110H161ZM168 111H169V109H168ZM207 111H209L208 109H207ZM236 111V110H235ZM238 112H239V110H237ZM263 111V112H262ZM10 111H8V113H9ZM42 112H40L41 113V115H43L42 114ZM113 111H111V113H112ZM134 112H136V113H134ZM138 112V113H137ZM144 112V113H145ZM148 112H152V111H148ZM156 112V111H155ZM18 113V112H17ZM20 113L21 112H19L18 114V116L20 117V119H18V120H21V118H23V113H21L22 115H20ZM55 115H54V114ZM61 113V112H60ZM64 113V112H63ZM68 113H70V110L68 111ZM80 113V112H79ZM78 113V114H79ZM84 113V112H83ZM87 113V112H86ZM108 113H110V111L109 112H107V114ZM133 113V114H132ZM157 113H159V112H157ZM174 113V112H173ZM220 113H221V111H220ZM223 113V112H222ZM233 113V112H232ZM9 114H12V113H9ZM34 114V113H33ZM65 114V113H64ZM97 114H98V117H97ZM106 114V113H105ZM107 114H106V116H107ZM117 114H118V112H117ZM116 113H115V115H117ZM123 114H120L119 113V115L118 116H120V117H122V115ZM148 114L149 113H147V116H148ZM152 114H154V113H152ZM253 114V116L255 117V115ZM263 114V115H262ZM30 115V114H29ZM66 115H69V114H66ZM80 115H81V113H80ZM88 115V114H87ZM113 115V114H112ZM150 115V114H149ZM156 115V114H155ZM157 115H161V114H157ZM221 115V116H220ZM225 115H226V113H225ZM229 115V114H228ZM239 115V114H238ZM13 116H15L14 114H13ZM58 116V115H57ZM60 116V115H59ZM63 116V115H62ZM76 116V115H75ZM75 116H72L73 118L75 117ZM98 118V119H96L95 120V118ZM105 116V118H107ZM118 116H116V117H118ZM143 116V117H142ZM33 117V116H32ZM61 117V116H60ZM80 117L81 116H79V121H81L80 120ZM112 117V116H111ZM110 117V118H111ZM113 117H114V115H113ZM167 117V116H166ZM227 117V116H226ZM242 117V116H241ZM240 117V118H241ZM263 117H261L260 118V120H258L259 122H260V124H262L263 123V121H264V119H263ZM34 118V117H33ZM57 118V117H56ZM71 118V117H70ZM70 118H68L69 120H70ZM77 118L78 117H75V119H76V121H74L75 122V124H74V122H73V120L71 119V121L73 122V125H75L74 127H73V125H72V127H73V129H71L72 127H71V124H70V127H69V123H67L66 124V122L64 123V124H66V128L68 129V130H74V129H76L77 127H78V125H77V123L76 122H78L77 121ZM94 118V119H93ZM108 118H109V116H108ZM119 118V117H118ZM123 118V117H122ZM135 118H134V121H136L135 120ZM139 118V119H140ZM180 118H178V122H179V119ZM222 118L224 119V117L222 116ZM230 117H228V119H229ZM239 118V117H238ZM257 118H259V117H257ZM32 119V118H31ZM55 119V118H54ZM63 119V118H62ZM124 119V118H123ZM133 119V118H132ZM131 119V120H132ZM147 119V117L144 119V120H146ZM161 119V118H160ZM243 119H245V118H243ZM59 120V119H58ZM82 120H83V118H82ZM95 120V121H94ZM97 120H98V122H97ZM108 120V119H107ZM107 120H104L103 119V122L105 121H107ZM113 120V119H112ZM120 120H122V119H120ZM125 120H123V121H125ZM156 120H158V118L156 119ZM155 120V121H156ZM162 120H163V118H162ZM226 120V119H225ZM232 120V119H231ZM230 120V121H231ZM263 120V121H262ZM57 121V120H56ZM61 121H63V120H61ZM66 121H67V119H66ZM70 121V123H72ZM84 121V120H83ZM87 121V120H86ZM109 121H111V119L109 120ZM127 121V120H126ZM125 121V122H126ZM183 121H181V122H183ZM254 121V123H255V120H253ZM36 122V121H35ZM34 122V124H37V123H35ZM69 122V121H68ZM138 122H139V120H138ZM157 122V121H156ZM164 122V121H163ZM232 122V121H231ZM246 122V121H245ZM259 122L257 123H255L256 125H258L259 124ZM15 123H17V121H15ZM94 125H93V124ZM135 123V122H134ZM140 123V122H139ZM177 123V122H176ZM227 123H229L230 124V127L232 126H234L233 124H231L230 122H228V120H227V122H226V124ZM19 124V123H18ZM60 124H62V123H60ZM82 124H83V122H82ZM136 124V123H135ZM144 124V123H143ZM163 124V123H162ZM161 124V125H162ZM184 124V123H183ZM190 124V125H191ZM220 124H221V122H220ZM220 124H219V126H220ZM226 124L224 123L223 125H225L226 126ZM228 124V125H229ZM76 125H77V127H76ZM80 125V124H79ZM88 125V124H87ZM101 125H102V123H101ZM105 125V124H104ZM122 125V124H121ZM165 125V124H164ZM180 125V124H179ZM189 125V124H188ZM22 126V125H21ZM31 126V125H30ZM29 126V127H30ZM34 126H36V125H34ZM33 125H32V128L31 129H33V127H34ZM45 126V125H44ZM63 126V125H62ZM90 126V127H91ZM95 126H97V127H95ZM123 126V125H122ZM178 126V125H177ZM236 126V125H235ZM234 126V127H235ZM92 127H91V129H92ZM110 127H112V125L110 126ZM181 127V126H180ZM187 128H188V126H186ZM227 127V126H226ZM241 127L242 126H240L239 128H238V130L236 129V127L234 128V132L236 131V132H239L240 134H241V132L240 131H242V129H241ZM36 128V127H35ZM65 127L62 129L63 130V132H62V130L61 131H58V134H56L55 135V139L59 142L58 144H63V146L65 145V144H67V143H69L70 142V140L72 139V137L74 138L75 137V139L77 138L78 139V135H76V134H78V130H76L77 132H75V130H74V132H75V134L74 133H72V134H74V136H72V134L68 131L67 132V129H66ZM88 129V131H90L91 129H89V127H87ZM165 128V127H164ZM189 128H191L190 126H189ZM219 128H221V127H219ZM223 128V127H222ZM227 128H229V126L227 127ZM29 129V128H28ZM64 129L66 130V133H64L65 131H64ZM111 129H113V128H110V130ZM117 129V128H116ZM160 129V128H159ZM179 129V128H178ZM197 129V130H196ZM224 129V128H223ZM230 129V128H229ZM236 129V130H235ZM243 129H245V128H243ZM114 130V129H113ZM112 130V132H111V134H114L115 132ZM231 130V129H230ZM232 130H231V133H233L232 132ZM29 131V130H28ZM97 131V129H92L91 131H90V133H89V136L92 138V137H94V136H91V135H95L96 137H98L99 135H97L98 133L96 132ZM116 132H118L117 130H115ZM160 131H162L161 129H160ZM183 131V130H182ZM181 131V132H182ZM190 131V130H189ZM188 131V132H189ZM228 131V130H227ZM245 131V130H244ZM31 132H34V131H30V134H32L33 135V133H31ZM93 132V133H92ZM163 132V131H162ZM161 132V133H162ZM166 132V131H165ZM172 132H173V130H171V132H169L168 133V131H167V133L170 135H168L167 133V135H168V137H170L169 139L168 138H166V140L164 139V141L166 142L165 144V146L164 145H162L163 144V138H165V137H167V135L164 133V136H162V134L160 133V135H161V137L159 138L158 137V139H157V137H156V139L154 138V141L155 140H157V143H159V140H160V142L161 141H163V142H161V145H160V143H159V146H161V148L163 149V150H161V148H160V154H165V157H164V155L162 156H160V154H159V150H157V149H152L151 151H153L152 153H154V155H153V157L155 156V155H157V154H159V158L161 159L162 157H163V159L162 160H164L163 162H165V164H168L170 167H174L175 165H177V167L176 168H178L179 167V169L178 170H180V167L182 168L181 170H180V172L183 170V169H185V170H183V173H185L186 171H188L189 169L191 170V166H189V167H187V168H184L185 166V163H184V161H185V159H187L188 157H190V156H188V154H187V157L185 158V155H184V157H182L181 155H180V151H183V152H185V149L183 148L184 147V141H182V144H181V138L179 139V140H175L176 142L174 143V139H176L177 137H178V135L177 136H173V134H172ZM191 132V131H190ZM199 132V133H198ZM220 132V131H219ZM235 132V134H237ZM246 132V131H245ZM244 132V133H245ZM53 133V132H52ZM92 133V134H91ZM196 133H198V134H196ZM221 133V132H220ZM238 133V134H239ZM247 133V132H246ZM53 134H55V133H53ZM172 134V135H171ZM177 134H178V132H177ZM182 134V133H181ZM77 137H76V136ZM115 135H116V133H115ZM184 135V134H183ZM188 135V134H187ZM186 135V136H187ZM193 135H191V136H193ZM198 137H197V136ZM232 135V134H231ZM243 135V134H242ZM252 135V134H251ZM22 136H25L24 134L22 135ZM173 136V137H172ZM193 136V137H194ZM227 136V135H226ZM236 136H238V135H236ZM240 136V135H239ZM250 136V135H249ZM248 136V137H249ZM255 136V135H254ZM254 136H252V137H254ZM257 136V135H256ZM96 137H94V138H96ZM188 137V136H187ZM194 137V138H195ZM233 137V136H232ZM93 138V139H94ZM101 138V137H100ZM99 137H98V139H100ZM186 138V137H185ZM190 138V137H189ZM194 138H192V139H194ZM198 138V139H199ZM205 138H204V141H205ZM228 138V137H227ZM246 138V137H245ZM33 139H37V138H35L34 136H33ZM46 139V138H45ZM50 139H53V137L52 138H50ZM59 139V140H58ZM103 139V138H102ZM102 139H100V142H102L103 143V140ZM173 139V140H172ZM199 139V140H200ZM222 139V140H221ZM229 139V138H228ZM248 139V138H247ZM246 139V140H247ZM251 139V138H250ZM257 139V138H256ZM256 139L254 140V138H253V141H256ZM260 139H264V138H261V137H259L258 139H257V144H255V145H252V143H248V141H246L244 138L243 139H241L240 141L241 142H243V140L244 141H246L247 142V144H246V142H244L243 144H244V146H232V147H230V148H228L229 147V145L228 144H230V143H227V145L225 144V145H222L221 146V148H223V149H219L220 150V153L221 154H225V155H227V153H228V155H229V157H230V159L232 160V161H234V163H235V165H236V170H238L237 171V173H236V177L235 178H237V181L236 182H239L238 184L237 183H235V185L237 184V185H239L240 186V188H239V186H237V188L238 189H240V191H238V192H240L241 193V191H242V193L244 194H246V191H249L248 192V194H246V195H249V196H252V195H254V197H256V198H253L252 197V200H251V202H253V200H254V205H253V207L254 206H258V204L259 203H257L259 200H260V202L261 201H264V189L262 188V187H264V177H263V183L261 184V179H260V174H262L263 176H264V169H263V165H262V163L264 162V143H262L261 142V140ZM79 140V139H78ZM91 140V139H90ZM183 140V139H182ZM186 140V139H185ZM189 140V139H188ZM221 140V141H220ZM260 140V141H259ZM75 141H77V140H75ZM105 141V140H104ZM169 141L171 142L172 141V143H174V144H172L171 145V143H169ZM180 141V142H179ZM190 141H192V140H190ZM193 141H195V140H193ZM192 141V142H193ZM240 141H239V144H240ZM90 143L92 142V141H89ZM95 140L93 141V147L95 146V148L97 147L98 148V145H96L98 142H95ZM99 142V143H100ZM186 142V141H185ZM197 142V141H196ZM217 142H218V145H217ZM258 142H260V143H258ZM263 142H264V140H263ZM157 143H155V144H157ZM176 143H177V146H178V148H174V145H176ZM189 143V142H188ZM234 143V142H233ZM101 144V143H100ZM251 145L252 146V148H251V146L250 147H246L247 145ZM61 145H60V147H61ZM76 145H78V143L76 144ZM75 145V146H76ZM92 145V144H91ZM90 145V146H91ZM181 145V146H180ZM194 147H197L196 146V143H194ZM231 145V144H230ZM232 145H235V144H232ZM246 145V146H245ZM62 146V147H63ZM101 146V145H100ZM99 146V147H100ZM102 146H103V144H102ZM101 146V147H102ZM154 146V145H153ZM159 146L157 145V147L159 148ZM163 146V147H162ZM179 146L181 147V149L179 148ZM200 146V145H199ZM202 146H203V144H202ZM212 146H214V145H212ZM228 146V147H227ZM80 147V146H79ZM83 147V146H82ZM225 147V148H224ZM154 148V147H153ZM228 150H227V149ZM60 149V148H59ZM66 149V148H65ZM69 149V148H68ZM76 149H79V148H76ZM81 149V148H80ZM91 149V148H90ZM101 149V148H100ZM151 149V148H150ZM182 149H184V150H182ZM197 149H198V147H197ZM83 150V149H82ZM99 150V148L97 149V151ZM221 150H223V151H221ZM225 150H227V153H226V151ZM63 150L61 149V152H62ZM78 151V150H77ZM85 150H83V152H84ZM148 151V150H147ZM158 151V153L156 154V152ZM162 151H164V152H162ZM206 151V150H205ZM225 151V152H224ZM82 152V153H83ZM223 152V153H222ZM96 153V152H95ZM147 153V152H146ZM152 153L151 154H149L148 153V156L149 155H152ZM81 154V153H80ZM84 154H87V153H84ZM84 154H83V156H81L82 158H84ZM203 154V153H202ZM78 155H79V153H78ZM180 155V156H179ZM212 155L214 156V154L212 153ZM113 156H115V154H113ZM112 156V157H113ZM142 156V155H141ZM167 156H168V158L170 159L169 161L167 160L168 158H167ZM171 156H173L174 158H171ZM220 156V155H219ZM117 157H120L121 159H122V156L119 154V156H117ZM176 157V158H175ZM183 159H182V158ZM218 157V156H217ZM221 157V156H220ZM86 158H88V157H86V155H85V160H86ZM110 158V157H109ZM116 158V157H115ZM150 158H152V156L150 157ZM154 158H156V157H154ZM153 158V159H154ZM167 158V159H166ZM213 158V157H212ZM224 158V157H223ZM222 158V159H223ZM112 159V158H111ZM111 159L109 160V162L107 161V164H105L104 166L106 167V168H104L105 170L107 169V170H109V171H114L115 172V174L117 173V171L118 170H121V168L122 167H126V165L128 164V162H127V164H125V158L124 159H122L121 160V162H120V159L118 158L117 160H119V161H117L116 159H112L113 161H111ZM166 159V160H165ZM171 159L173 160L172 162H171ZM177 159V160H176ZM192 159V158H191ZM191 159H189L190 160V162H191ZM214 159V158H213ZM215 159H219V158H215ZM226 159V158H225ZM124 160V164L122 163V161ZM156 161H158L157 159H155ZM194 160V159H193ZM227 161H228V158L226 159ZM225 160V161H226ZM82 161V160H81ZM84 161V160H83ZM174 161H176L177 163H175ZM183 161V162H182ZM217 161V160H216ZM218 161H220V160H218ZM224 161V160H223ZM222 161V162H223ZM260 161H261V163H260ZM85 162V161H84ZM159 162V161H158ZM157 162V163H158ZM162 162V161H161ZM162 162V163H163ZM171 163V165H170V163ZM179 162V163H178ZM180 162H182V165H181V163ZM221 162V163H222ZM86 163H88V160H86ZM85 163V164H86ZM173 163H175V165L173 166L172 164ZM100 164V163H99ZM159 164V166H161L160 164V162L158 163ZM165 164L164 165H162L161 166V168L162 169H164L165 168ZM191 164V163H190ZM193 164L195 165H198L197 164V160H196V163L195 162H193ZM220 164V163H219ZM102 165V164H101ZM125 165V166H124ZM167 165V166H168ZM192 165V164H191ZM229 165H230V162H229ZM262 165V166H261ZM89 166V165H88ZM91 166V165H90ZM89 166V167H90ZM99 166V165H98ZM103 166V167H104ZM184 166V167H183ZM262 168H261V167ZM128 165H127V169H128ZM131 167V166H130ZM170 167H168L169 169H170ZM168 168H165V170H167ZM193 168H194V166H193ZM195 170L197 171L198 169V167H196L195 166ZM233 168V167H232ZM258 168H259V170H260V172H258L259 170H258ZM217 169V168H216ZM263 169V170H262ZM94 170V169H93ZM195 170H194V172H193V174L195 173ZM100 171V170H99ZM129 171H130V169H129ZM199 171V170H198ZM204 171V170H203ZM210 171V170H209ZM211 171H213V173H214V170H211ZM218 171V170H217ZM105 172V171H104ZM114 172H112V174L114 173ZM122 172H123V170H122ZM190 172V171H189ZM189 172L187 173V174H189ZM205 172V171H204ZM208 172V170L206 171V173ZM232 172H236L234 169L232 170ZM109 173H111V172H109ZM108 173V174H109ZM191 173H192V170H191ZM206 173H205V177H204V182H205V184L206 185H208L209 183H206V182H208V181H210V180H207L209 177L208 176H211L212 175V172H211V174H207L206 175ZM99 174H100V172H99ZM215 176H216V174H214ZM230 175V174H229ZM206 176H207V178H206ZM214 176V178L216 179V177ZM217 176H219V175H217ZM241 176V177H240ZM212 177V176H211ZM222 177L224 178V176H221L220 175V178L222 179ZM231 177V176H230ZM233 177V179L235 180V178ZM218 179L217 180H219V177H217ZM239 178V179H238ZM260 179V183H258V179ZM209 179H211V178H209ZM221 179H220V181H221ZM257 180V182H256V180ZM232 180V179H231ZM241 180V181H240ZM255 180V182H253ZM214 181V180H213ZM212 182V181H211ZM217 183V182H216ZM133 184V183H132ZM132 184H131V186H132ZM255 184V185H254ZM134 185V184H133ZM218 185V184H217ZM258 185H261L260 187L258 186ZM214 186V185H213ZM215 187V186H214ZM213 187V188H214ZM225 187V186H224ZM235 187V186H234ZM205 188H208V186L206 187L205 185H204V189ZM211 187L209 186V189H210ZM212 188V189H213ZM242 188L245 190V191H243L242 190ZM262 188V189H261ZM221 189V188H220ZM206 190V189H205ZM229 190V189H228ZM231 190H234V188L233 189H231ZM210 191V190H209ZM222 191H224V192H226L225 190H222ZM154 192V191H153ZM156 192V191H155ZM204 192V191H203ZM206 193H209V192H206L205 191V194ZM223 193V192H222ZM234 193H236V190H235V192ZM240 194V195H242V196H240L239 194H237L238 195V197L240 196V197H243L244 195L243 194ZM250 193H252V195L250 194ZM229 193L227 192V193H225V196H227ZM230 195V194H229ZM227 196L226 197V201H228V200H231V201H233V204L231 205V204H229V203H232L231 201H228L229 203H227V202H224L225 204L227 203V204H229V205H231V206H233V207H235L234 209L236 210V214L238 213H240L239 215H243V213H245L244 214V219H246L247 218V216H245L246 215V210H245V212L244 211H242V210H244V208L242 209L241 208V205H242V207H243V205L244 204H242V203H245V206L247 205L246 203H249L248 201L247 202H245L246 200H244L243 202L240 200V199H236L235 197V200L236 201H238L239 202V204H241L240 206L238 205L237 206V204H236V201L235 200H233V199H230L231 198V195L230 196ZM245 195V196H246ZM263 195V196H262ZM211 196H213V195H211ZM244 196V197H245ZM229 197V199H227ZM262 197V198H261ZM260 198V199H259ZM245 199V198H244ZM223 200H224V198H223ZM257 202H256V201ZM225 201V200H224ZM234 201H235V203H234ZM162 202V201H161ZM198 202V201H197ZM197 202H194L195 204H197ZM215 202V201H214ZM220 202V201H219ZM237 202V203H238ZM194 203H192V206H193V204ZM205 203V202H204ZM222 204H223V202H221ZM253 203H250V205L251 204H253ZM162 204H163V202H162ZM198 204H200V202H198ZM234 204H235V206H234ZM204 205V204H203ZM216 205V204H215ZM218 205V204H217ZM260 205V204H259ZM164 206H165V204H164ZM263 206L264 205H262V208H263ZM236 207H238L239 208V210L237 211V209H236ZM252 207V206H251ZM259 207H261V206H259ZM206 208V207H205ZM247 208H249L250 209V207H247ZM246 207H245V209H247ZM261 208V209H262ZM194 209H197V208H194ZM199 209V208H198ZM198 209H197V211H198ZM242 209V210H241ZM253 210H254V208H252ZM256 209V208H255ZM258 209H260V208H258ZM264 209V208H263ZM178 210V209H177ZM224 210V209H223ZM253 210H251L252 212H253ZM174 211V210H173ZM173 211L171 212L172 214L171 215H173V214H175V213H173ZM221 211V210H220ZM220 211L218 212V213H220ZM228 211V210H227ZM240 211H242V213L240 212ZM250 211V210H249ZM250 211V212H251ZM260 211V210H259ZM175 212V211H174ZM177 212V211H176ZM179 212V211H178ZM223 212V211H222ZM229 213L230 212H232L231 210L230 211H228ZM255 212V211H254ZM258 212V211H257ZM261 213H259V214H263V215H260V216H256L255 214H256V212L254 213V214H252L253 216H251V218L253 219V218H257V217H261V219L264 221V218H262V217H264V213H263V211H260ZM181 213V212H180ZM229 213H227L228 215H229ZM199 214H200V210H199ZM210 214V213H209ZM234 214V213H233ZM179 214H175V216L174 217H179V218H175L174 219V217L172 216V218H171V223H173L174 222V224H172V225H175L176 223H177V221H176V223H175V221L174 220H176V219H179V220H181V222H182V220H184V218L182 219V218H180V216H178ZM197 215H198V213H197ZM211 215V214H210ZM209 215V216H210ZM223 215V214H222ZM206 215H204L203 217H205ZM230 216L232 217V213L230 214ZM249 216H250V214H249ZM248 216V218H247V220H245V222L246 221H248L249 220V217ZM171 217V216H170ZM208 217V216H207ZM212 217V216H211ZM219 217V216H218ZM217 216H216V218H218ZM230 217V218H231ZM215 218V217H214ZM214 218H213V220H214ZM229 218V217H228ZM250 218V219H251ZM259 218H257L258 220H260ZM187 219V218H186ZM186 219H185V223L187 224V222H186ZM203 219V218H202ZM251 219V221H253ZM257 219H254L256 222H254L253 221V223H255L254 224V226H252L250 223V225L248 224V225H246V223L245 224H242V225H244V230H245V234L246 235H251V237L253 236V237H255V238H252L253 240L255 239V243H257V245H259V247H261L260 249L262 250V248L264 247V225L261 227V225H262V222H261V220H260V222L259 221H257ZM1 220V219H0ZM216 221L214 222V223H217V221L218 222H220L221 223V219H220V217L218 218V220L217 219H215ZM220 220V221H219ZM224 220H226V219H224ZM231 220V219H230ZM187 221H188V219H187ZM198 221V220H197ZM199 221H201V220H199ZM203 221H205V220H203ZM202 221V222H203ZM207 222L205 223V224H210V220H209V222H208V218H207V220H206ZM3 222V221H2ZM192 222H194V221H192ZM195 222H196V220H195ZM195 222L193 223V224H195ZM184 223V224H185ZM189 223V222H188ZM200 223V222H199ZM204 223V222H203ZM256 223H259V224H261V225H259V224H256ZM182 224V223H181ZM181 224H179V225H177L176 224V226H175V230H176V232H177V234H178V236H180L179 235V231H180V229L182 230V228L184 227V224H183V227L181 226ZM196 224H197V222H196ZM195 224V225H196ZM204 224V225H205ZM219 224V223H218ZM223 223H221V225H222ZM227 224V223H226ZM225 224V225H226ZM233 224V223H232ZM201 225V224H200ZM255 225H258V226H255ZM186 226V225H185ZM191 226V225H190ZM190 226H188V228H184V229H186L187 230V233L189 234H193V235H191V236H193V237H191V239L192 240H194V237L195 238H197V240H198V236H197V232H199L201 229H198V228H196L195 226H193L194 228L193 229H195V230H193V229H191L192 230V232L191 231H189L188 229H189V227ZM224 226V225H223ZM223 226H220V227H222L223 228ZM261 227V229H259L258 227ZM180 227V229H178ZM216 227V226H215ZM233 227V226H232ZM257 227V228H256ZM177 228V229H176ZM205 228V227H204ZM262 228H263V230H262ZM183 229V230H184ZM196 229H198L199 231H196ZM203 229V228H202ZM206 230H204V231H206L205 232V234L207 235V236H211V232H209V228L207 229V228H205ZM213 230H214V228H212ZM182 230V231H183ZM186 230L184 231V233L186 234ZM207 230H208V232H207ZM219 230V229H218ZM217 230V231H218ZM230 230V229H229ZM231 230H232V228H231ZM234 230H235V228H234ZM232 231V232H235V231ZM243 230V229H242ZM244 230L242 231L243 233H244ZM182 231H180V233L182 234ZM194 231V232H193ZM202 231V230H201ZM262 231H263V233H262ZM195 232H196V235H194L195 234ZM231 231H229V233H230ZM237 233H238V230L236 231ZM236 232H235V234H236ZM241 232V233H242ZM246 232H248V234L246 233ZM148 233V230H146L145 229V227L143 228V226H139V225H135L134 223H129V225H127V227H125V229L122 231V232H120L119 234H118V236L116 235L114 238L117 240V241H119V243L122 245V247H123V249H124V252L126 253V256H128V258H133L136 254L138 255V254H140V252H142V249H143V247L145 248V239H146V234ZM208 233V234H207ZM209 233H211V234H209ZM242 233V234H243ZM185 234H184V236H185ZM199 234H200V232H199ZM202 234H204V232L203 233H201V235ZM217 234V233H216ZM215 234V235H216ZM225 234V233H224ZM149 235H150V233H149ZM205 235V236H206ZM231 235V234H230ZM237 235V237H238V234H236ZM244 235V234H243ZM177 236V237H178ZM181 236H183V235H181ZM202 236H204V235H202ZM212 236H214L213 234H212ZM235 236V235H234ZM200 237V236H199ZM228 237H229V235H228ZM236 237V238H237ZM248 237V236H247ZM179 238V237H178ZM201 238H203V240L205 239V237H201ZM200 238V239H201ZM207 238V237H206ZM211 239H212V237H210ZM209 238V239H210ZM233 239L234 237L232 236V237H230V238H228V240L229 239ZM236 238H234V239H236ZM250 238V237H249ZM180 239H182L183 240V238L181 237ZM186 239V238H185ZM188 239H190V237L188 236ZM187 239V240H188ZM216 237H215V239H212L213 240V242H214V244H216L215 242H217V244H216V248H217V250H218V248H220V251L222 252V250H223V252L221 253V256H223L222 257V260H223V258L226 256L224 253H226V252H230L231 253V251H232V253H235L236 254V252L238 251V249L237 248H242V245H240V247L238 246V244H236L237 246H235L236 248H234L233 249V246H232V249L231 248H229V247H226V248H224V249H228V250H224L223 249V245H221V242H219L218 243V240L219 239H217V241H216ZM231 239V240H232ZM196 241V240H195ZM205 241H206V239H205ZM207 241H208V239H207ZM233 242H234V240H232ZM236 241H238V240H236ZM236 241H235V243H236ZM196 242H202V241H196ZM211 241L209 240V243H210ZM232 242V243H233ZM240 242V241H239ZM190 243H191V241H190ZM208 243V242H207ZM212 243V242H211ZM243 243V242H242ZM252 243H254V242H251V244L249 243V244H245V245H248V246H250L251 245V248H252ZM254 243V244H255ZM240 244V243H239ZM212 245H213V243H212ZM235 245V244H234ZM245 245H244V247H245ZM222 246V247H221ZM210 247V246H209ZM243 247V248H244ZM254 247H256V245L254 246ZM258 247V246H257ZM256 247V249L258 250V251H260V253L261 252H264V250H259V247L257 248ZM213 248V247H212ZM222 248V249H221ZM193 249V248H192ZM204 249V248H203ZM231 249V250H230ZM244 249H246V248H244ZM243 249V250H244ZM247 249H250V247H247ZM247 249H246V253L245 254H247V255H245V257L247 256V259L246 258H244V261L242 260V262H243V264H247V262L249 261V263L248 264H252V263H254V262H251L250 260H251V257L253 256V261H254V259H255V255L256 254H258L259 252H257V253H255L257 250L255 249V252H251V250L253 249H250V252H249V250L247 251ZM195 250V249H194ZM234 250H237L236 252H233ZM196 251V250H195ZM205 251V250H204ZM203 251V252H204ZM214 251V250H213ZM219 251V250H218ZM225 251V252H224ZM241 251V250H240ZM253 251V250H252ZM206 252V251H205ZM204 252V253H205ZM239 252V251H238ZM238 252H237V255H238ZM241 252H243V251H241ZM245 252V251H244ZM243 252V253H244ZM22 253V252H21ZM20 253V254H21ZM195 253V252H194ZM214 253V252H213ZM227 253V256L230 254H228ZM251 254V256H250V254ZM215 254H216V252H215ZM225 256H224V255ZM239 254L240 255H242L240 252H239ZM255 254V255H254ZM24 255V254H23ZM23 255H21V256H23ZM197 255V254H196ZM216 255H219V254H216ZM239 255V256H240ZM198 256V255H197ZM201 256V255H200ZM220 256V257H221ZM261 256V255H260ZM263 256V255H262ZM207 257H209V255L207 256ZM249 257H250V260H248L249 259ZM218 258H219V256H218ZM226 258V257H225ZM242 258V259H243ZM256 258L258 259V256H256ZM205 259V258H204ZM210 259V258H209ZM212 259V258H211ZM233 259V258H232ZM231 258H229V260L230 261H237V259H239V263L241 262L240 260H241V258L240 257H238L237 256V259L236 260H232ZM225 260V259H224ZM247 262H246V261ZM256 260V259H255ZM208 261V260H207ZM212 262V261H211ZM233 262V263H234ZM242 262H241V264H242ZM255 262H257V261H255ZM258 262H259V260H258ZM257 262V263H258ZM223 263V262H222ZM263 263V262H262ZM227 264H232V262H229V261H227ZM235 264V263H234ZM254 264H256V263H254ZM260 264V263H259Z\"/></svg>","mask_w":264,"mask_h":264}]
</instances>
